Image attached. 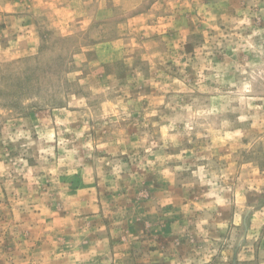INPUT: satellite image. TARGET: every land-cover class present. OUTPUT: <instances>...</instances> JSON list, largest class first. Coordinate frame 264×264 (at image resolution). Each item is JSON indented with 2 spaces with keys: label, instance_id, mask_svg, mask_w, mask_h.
<instances>
[{
  "label": "rangeland",
  "instance_id": "obj_1",
  "mask_svg": "<svg viewBox=\"0 0 264 264\" xmlns=\"http://www.w3.org/2000/svg\"><path fill=\"white\" fill-rule=\"evenodd\" d=\"M0 264H264V0H0Z\"/></svg>",
  "mask_w": 264,
  "mask_h": 264
}]
</instances>
